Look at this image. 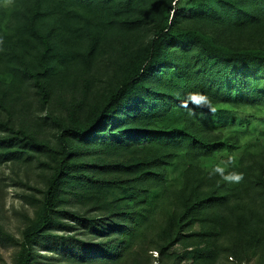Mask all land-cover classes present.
Masks as SVG:
<instances>
[{
    "label": "trees",
    "instance_id": "trees-1",
    "mask_svg": "<svg viewBox=\"0 0 264 264\" xmlns=\"http://www.w3.org/2000/svg\"><path fill=\"white\" fill-rule=\"evenodd\" d=\"M6 164L14 264H264V0H0Z\"/></svg>",
    "mask_w": 264,
    "mask_h": 264
},
{
    "label": "rangeland",
    "instance_id": "rangeland-1",
    "mask_svg": "<svg viewBox=\"0 0 264 264\" xmlns=\"http://www.w3.org/2000/svg\"><path fill=\"white\" fill-rule=\"evenodd\" d=\"M29 101H34L29 99ZM31 103V102H30ZM35 103L33 105L34 112ZM44 182L39 170L0 167V225L15 237H20L27 216H33L35 209L29 199L42 198ZM180 250L179 247L176 248ZM17 249L0 240V264H14Z\"/></svg>",
    "mask_w": 264,
    "mask_h": 264
}]
</instances>
